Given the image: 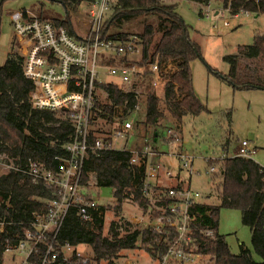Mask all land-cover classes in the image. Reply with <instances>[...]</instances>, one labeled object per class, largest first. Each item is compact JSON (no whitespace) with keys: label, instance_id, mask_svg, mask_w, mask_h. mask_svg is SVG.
Returning <instances> with one entry per match:
<instances>
[{"label":"trees","instance_id":"1","mask_svg":"<svg viewBox=\"0 0 264 264\" xmlns=\"http://www.w3.org/2000/svg\"><path fill=\"white\" fill-rule=\"evenodd\" d=\"M11 0H0V25L3 7ZM61 4L67 15L63 19H47L41 13L40 18L62 24L73 34L70 16L81 7H88L95 0H48ZM198 4L199 15L205 16L204 9L213 1L222 3L230 14L251 13L264 15V0H187ZM83 5V6H82ZM103 24V37L113 41H126L131 35L120 32L125 24L136 22L141 32L136 35L142 43V65L158 63L162 80L165 83L163 96L150 89V76L147 74L142 93L146 97V117L143 127L146 142L164 140L167 131L180 136L183 119L186 116L198 117L208 112L197 98L193 85L191 63L199 57L200 49L191 39L187 25L177 13L176 5H166L163 0H110L108 18ZM117 29L114 33L111 30ZM16 44V41L13 45ZM229 65V73L223 78L236 90H264V35L257 34L252 45L240 46L236 55L224 58ZM108 64H127L128 57H110ZM24 57L12 51L0 67V155H6L16 164L22 165L29 159L44 162L54 156L66 157L65 145L74 138V127L63 112L37 110L32 107L31 94L34 83L27 79L23 70ZM97 91L106 94V100L97 97L91 114L89 143L95 144L97 134H105L104 128L113 131L118 119L134 110L137 103L133 93H126L113 83H97ZM232 113L227 115L231 121ZM173 121L176 131L169 126ZM165 123V126L162 125ZM163 127L165 128L164 130ZM178 132V133H177ZM112 142V139H108ZM148 143V142H147ZM130 152L118 150H89L84 162L83 184L90 176L95 178V187L110 188L114 194V212L119 218L126 202L148 208V200L143 196L142 188L147 177V166L135 167L131 164ZM52 161L51 166L56 167ZM211 165V163H210ZM219 180H212V186L218 188L219 205L203 203L194 209L197 224L212 229L215 239L197 234L200 251L214 255L216 264H264V167L254 160L241 157H226L216 162ZM52 189L43 183L34 185L29 177L21 173L10 172L0 176V215L10 224L0 233V264H3L5 250L15 246L31 222L35 212L46 210V201L54 199ZM112 206V205H111ZM109 206H101L94 213L93 221L84 224L71 210L60 230L58 242L73 247L89 245L93 252L89 263H84L75 254L64 262L59 259L55 264H116L122 251L138 249L140 242L148 245L153 234L149 231H131L130 225L122 220L113 221L107 234H104L106 221L104 215ZM221 209L241 211L242 223L251 230V244L254 252L261 258L253 260L251 252L242 247L240 254H233L226 238L218 234V217ZM123 228L121 232L120 229ZM142 238V241L141 239ZM153 258H159L162 250L146 249ZM44 255L41 247L35 260Z\"/></svg>","mask_w":264,"mask_h":264},{"label":"built area","instance_id":"2","mask_svg":"<svg viewBox=\"0 0 264 264\" xmlns=\"http://www.w3.org/2000/svg\"><path fill=\"white\" fill-rule=\"evenodd\" d=\"M109 10L110 0H95L88 7V16L93 25L86 37H80L74 31L71 34L62 24L41 19L34 8L15 11L10 15L16 48L23 47L20 55L24 57V75L35 85L31 94L32 107L65 113L75 134L72 142L64 147L67 156H54L52 161L57 163L55 168L48 158L44 162L29 159L22 165L6 155H0V176L10 172L21 173L29 177L34 185L43 183L55 194L54 199L46 201V210L33 214L21 240L15 246H8L5 255L10 256L15 264H55L59 259L68 262L74 254L84 263H89L90 258H84L78 251L79 247L60 244L58 236L71 210L76 209L82 223L88 224L101 207L92 199L91 184H83L84 162L89 150H118L131 153L133 166H147L142 193L148 200V208L135 203L137 213L132 217L121 216L120 219L130 225L131 231H149L153 234L147 247L162 250L160 257L156 258L158 264H216L214 255L200 251L197 234L210 239H215L216 234L212 229L197 224L194 209L205 203L207 196L191 185L193 179L201 176V172L195 168L198 157L181 150L180 136L167 131L164 143L168 151L165 154L149 149L146 141L143 148L129 149L127 145L115 148L114 141L129 140L135 136L137 128L131 117L146 109V97L141 87L145 85L147 74L150 76L151 90L165 83L158 63L142 65V43L137 35H131L124 42L103 37L104 16ZM226 11L230 14L229 10ZM242 14L248 13L230 15L237 20ZM224 26L229 27L230 22L225 21ZM111 56L119 59L128 57V62L108 64ZM100 73L116 78V82L109 83L118 85L126 93H133L137 103L134 110H129L126 116L116 120L117 128L97 134L95 144L91 145V114L98 97L96 86L97 83L106 84L100 82ZM108 139H112V142H108ZM248 146V142L243 141L237 157L250 160V154L255 152H250ZM164 156L169 159L168 163L160 160ZM208 160L210 169L207 174L212 183L218 169L210 165L216 159ZM2 204L0 198V206ZM106 217L107 212L104 219L110 226L113 219ZM9 224L0 215V233L5 232ZM41 247L44 248V255L37 261L34 256L39 254Z\"/></svg>","mask_w":264,"mask_h":264},{"label":"rangeland","instance_id":"3","mask_svg":"<svg viewBox=\"0 0 264 264\" xmlns=\"http://www.w3.org/2000/svg\"><path fill=\"white\" fill-rule=\"evenodd\" d=\"M163 3L177 6V13L187 25L191 39L200 49L199 57L191 63V72L195 94L208 112L198 117L186 116L183 119V127L180 130L181 150L198 157L195 168L201 172L198 181L202 186H198V182H196L194 188L207 196L205 203L219 205L218 188L215 185L212 186L207 174L210 169L208 159H216L212 160L211 165L217 168L216 162L219 161L217 159L237 157L242 142L247 141L248 150L255 152V154H250L251 159L264 167V90H236L223 78L229 73V65L224 58L228 55H236L240 46L252 45L255 35H264V15L249 13L242 14L237 20L232 19L221 2L213 1L209 7L204 9L206 15L201 17L199 15L201 7L196 3L187 0H163ZM32 8L36 13H41L50 20L63 19L67 15L61 4L48 0H11L5 3L0 25V67L12 51L23 53L22 46L17 49L16 44L13 45L16 39L10 15L15 11ZM86 11V7L83 6L77 13H72L69 18L73 31L80 37H86L93 25ZM105 18H108V12H106L103 22H105ZM225 21L230 22L229 27L224 26ZM141 30V25L139 27L136 22H131L125 24L120 32L136 35ZM111 32L117 33L119 30L114 29ZM99 80L101 83L117 81L116 78L104 73L99 74ZM164 85L152 89V92H156L162 97ZM97 93L98 98L104 102L106 94L103 91ZM230 112L232 113L231 121L227 118ZM145 117V108L138 115L131 117L136 125L135 128L139 130V132L135 131V135L137 133L136 140L134 136L129 140L114 141L115 148L120 149L127 145L129 149H133L134 143L132 142L134 140L137 143L135 147H144H140L139 141L145 131L143 127ZM168 122L169 126L175 130L174 122L170 120ZM162 125L165 126V123ZM164 129L163 127L162 130ZM103 130L106 133L110 129L105 127ZM150 137L148 136L149 140L146 145L149 149L158 151L159 148L154 146L152 140L150 142ZM162 141L164 150L168 151L166 143L164 140ZM203 157L207 159H203ZM214 179L219 180L218 175L213 176L212 180L214 181ZM88 182L91 184L92 199L100 206H109L110 210L107 211L106 218L118 221L121 220V216L132 217L137 213L138 208L135 203L126 202L118 218L114 212L113 190L95 187L94 176H90ZM108 227L106 223L103 231L105 235ZM217 232L226 238L233 254H240L244 247L251 252L254 261H261L251 244V230L242 223L241 211L221 209ZM146 249L147 245L140 242L138 249L122 251L116 264H158ZM78 251L84 258L92 259L93 257L89 245H80ZM15 263L11 262L10 256L5 255L3 264ZM101 264H106V262H101Z\"/></svg>","mask_w":264,"mask_h":264},{"label":"crops","instance_id":"4","mask_svg":"<svg viewBox=\"0 0 264 264\" xmlns=\"http://www.w3.org/2000/svg\"><path fill=\"white\" fill-rule=\"evenodd\" d=\"M137 132H139V130H137ZM136 135H137V133H136ZM136 135H135V137H134V139L136 140ZM145 138H146V136H145V131H143V133H142V137H141V139H140V143H139V145H141L140 147H142L143 146V143H144V141H146L145 140ZM135 140L132 142V143H134L133 144V149H136V148H138V146H136L135 147V145L137 144L136 142H135ZM163 143V141H162V139H156L155 141H154V146L158 149V152H160L161 154H165L167 151H165L164 149H165V147H163L164 145L162 144ZM167 148V147H166ZM161 161H167L166 163H168L169 162V159L167 158V157H162V159H160ZM174 166L176 167L177 166V164L175 163L174 164ZM182 176V175H181ZM183 177V176H182ZM184 178V177H183ZM199 179H193L192 180V183L191 182H189V183H191V185L194 187V183H196V182H198V186H202V184H199V181H198Z\"/></svg>","mask_w":264,"mask_h":264}]
</instances>
